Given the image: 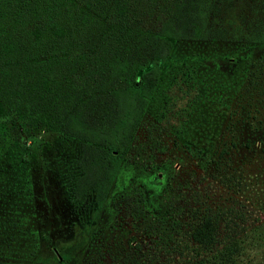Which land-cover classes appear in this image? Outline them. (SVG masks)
Wrapping results in <instances>:
<instances>
[{
	"label": "rangeland",
	"instance_id": "rangeland-1",
	"mask_svg": "<svg viewBox=\"0 0 264 264\" xmlns=\"http://www.w3.org/2000/svg\"><path fill=\"white\" fill-rule=\"evenodd\" d=\"M171 1L129 0L139 23L122 26L107 12L109 0L94 11L72 0L69 12L63 11L66 33L59 42L48 32L40 40L32 35L45 0H31L32 12L8 11L4 25L13 27L17 50L10 62H0V260L191 264L198 250L208 264H264V151L242 146L247 133L237 130L231 162L216 167L210 158L229 137L230 109L244 114L249 94L258 105L256 118L249 119H264L258 100L264 76L252 85L244 73L264 47L173 40L100 208L91 195L73 202L78 143L63 134L60 114L45 104L49 99L16 94L45 76L54 97L86 107L87 97L103 91L98 88L112 51L122 52L135 69L153 56L155 30ZM81 8L86 20L70 19ZM232 117L241 121L236 111ZM196 191L222 209L206 244L192 240L180 210L197 204Z\"/></svg>",
	"mask_w": 264,
	"mask_h": 264
},
{
	"label": "trees",
	"instance_id": "trees-1",
	"mask_svg": "<svg viewBox=\"0 0 264 264\" xmlns=\"http://www.w3.org/2000/svg\"><path fill=\"white\" fill-rule=\"evenodd\" d=\"M22 6L15 5L17 0H0V62L11 61L17 44L13 35V27L4 25V20L10 10L17 15L21 11H35L30 7L31 0H21ZM38 14L34 16L37 22L33 24L32 35L40 40L43 32L53 36V41L59 42L65 36L63 11L72 0H45ZM90 10H98L102 4L99 0H83ZM105 1V0H102ZM93 3V4H92ZM108 13L120 25H138L139 19L129 0H109ZM30 7V8H29ZM23 8V9H22ZM87 10L78 9L70 19L75 17L86 20ZM35 22V20H34ZM157 43L153 56L142 65L131 67L127 58L117 49L112 51L108 60L107 73L100 82L98 90L102 92L91 94L87 99L88 105L70 107L69 101H61L53 96L48 80L43 76L38 82H28L25 89L16 91L18 95H28L38 100H48L47 106L58 112L61 120L60 128L67 137L77 139L76 168L71 174V197L74 203L81 204L87 195L97 208H100L108 197L110 188L124 159L130 143V138L136 130L140 116L151 96L160 74L161 63L166 59L173 40H230L243 42L246 45L256 44L264 47V0H172L168 14L159 21L155 30ZM245 83H255L256 78L264 76V51L257 58L255 64L250 60L247 63ZM132 68V69H131ZM134 68V70H133ZM132 70V72H130ZM256 71V72H255ZM131 73L128 75V73ZM260 72V76L257 75ZM256 75L257 77L253 76ZM122 80L119 83L115 82ZM262 81V80H261ZM244 95V94H243ZM249 94L242 111L230 109V119L225 125L229 137L223 144L212 149L211 160L217 167L225 161L231 162V148L237 146L235 134L242 131L247 135L241 142L245 148L250 144L264 151V119L256 118L254 111L258 110ZM264 102V94L258 98ZM257 100V101H258ZM238 112L239 123L233 119V113ZM237 120V121H239ZM246 128V129H245ZM257 141V145L255 142ZM3 141L0 138V152ZM253 147V148H254ZM213 153H216L213 154ZM176 182L178 179H173ZM192 208L183 209L187 214L192 240L206 244L212 237L217 225V216L222 209L211 205L205 198H201L200 191ZM174 221V225H178ZM180 224V223H179ZM196 257L191 264H208L207 259L194 252ZM0 264H25L11 260H0Z\"/></svg>",
	"mask_w": 264,
	"mask_h": 264
}]
</instances>
